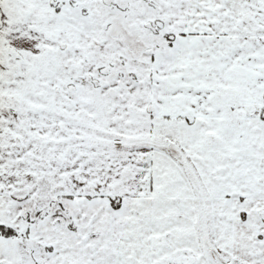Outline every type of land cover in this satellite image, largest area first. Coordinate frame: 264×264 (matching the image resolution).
Returning <instances> with one entry per match:
<instances>
[{
    "label": "snow or ice",
    "instance_id": "obj_1",
    "mask_svg": "<svg viewBox=\"0 0 264 264\" xmlns=\"http://www.w3.org/2000/svg\"><path fill=\"white\" fill-rule=\"evenodd\" d=\"M0 264H264V0H0Z\"/></svg>",
    "mask_w": 264,
    "mask_h": 264
}]
</instances>
